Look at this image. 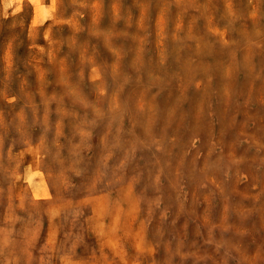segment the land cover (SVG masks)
Segmentation results:
<instances>
[{
  "label": "rangeland",
  "instance_id": "rangeland-1",
  "mask_svg": "<svg viewBox=\"0 0 264 264\" xmlns=\"http://www.w3.org/2000/svg\"><path fill=\"white\" fill-rule=\"evenodd\" d=\"M0 264H264V0H0Z\"/></svg>",
  "mask_w": 264,
  "mask_h": 264
}]
</instances>
